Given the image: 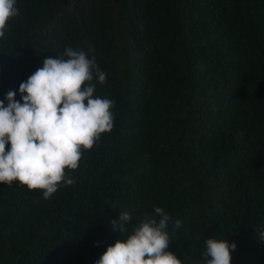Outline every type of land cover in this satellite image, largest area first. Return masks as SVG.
I'll use <instances>...</instances> for the list:
<instances>
[{
	"label": "trees",
	"instance_id": "trees-1",
	"mask_svg": "<svg viewBox=\"0 0 264 264\" xmlns=\"http://www.w3.org/2000/svg\"><path fill=\"white\" fill-rule=\"evenodd\" d=\"M16 6L0 38V100L10 89L20 100L43 58L71 46L107 74L92 83L115 120L51 198L0 184V264H95L126 238L112 219L129 212L130 232L154 207L184 264H205L213 237L237 245L231 264H264V0Z\"/></svg>",
	"mask_w": 264,
	"mask_h": 264
},
{
	"label": "clouds",
	"instance_id": "clouds-1",
	"mask_svg": "<svg viewBox=\"0 0 264 264\" xmlns=\"http://www.w3.org/2000/svg\"><path fill=\"white\" fill-rule=\"evenodd\" d=\"M17 15L16 0H0V38ZM94 78L100 84L107 82L95 57L66 46L61 56L44 57L42 66L20 83V100L16 91L6 93L7 104L0 100V184L11 186L19 181L29 190H43V198L49 199L62 182H75L65 169H77L81 148L91 149L100 134L114 126L115 115L110 110L115 102L94 94ZM153 212L145 214L130 232L129 212L112 219V231L126 238L109 245L95 264H184L166 251L172 240L170 216L161 207H154ZM181 224L177 219L174 228ZM258 238L264 242V231ZM205 245V264H231V252L237 247L234 242L213 237Z\"/></svg>",
	"mask_w": 264,
	"mask_h": 264
}]
</instances>
